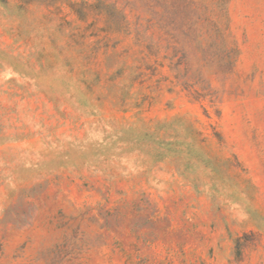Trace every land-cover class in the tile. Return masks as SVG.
<instances>
[{"label":"rangeland","instance_id":"obj_1","mask_svg":"<svg viewBox=\"0 0 264 264\" xmlns=\"http://www.w3.org/2000/svg\"><path fill=\"white\" fill-rule=\"evenodd\" d=\"M0 264H264V0H0Z\"/></svg>","mask_w":264,"mask_h":264}]
</instances>
